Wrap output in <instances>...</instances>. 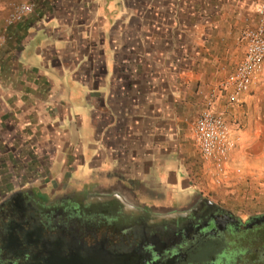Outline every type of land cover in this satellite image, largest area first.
<instances>
[{
    "label": "crops",
    "instance_id": "0c3cea01",
    "mask_svg": "<svg viewBox=\"0 0 264 264\" xmlns=\"http://www.w3.org/2000/svg\"><path fill=\"white\" fill-rule=\"evenodd\" d=\"M122 1V18L106 24L97 0H0V157L37 145L52 165L63 161L55 192L87 166L104 178L96 195L137 205L165 177L189 191L184 170L173 168L183 165V128L191 132L211 90L243 58L241 32L264 0ZM23 2L34 14L5 28ZM236 106L222 93L213 104Z\"/></svg>",
    "mask_w": 264,
    "mask_h": 264
},
{
    "label": "flooded vegetation",
    "instance_id": "af4514ba",
    "mask_svg": "<svg viewBox=\"0 0 264 264\" xmlns=\"http://www.w3.org/2000/svg\"><path fill=\"white\" fill-rule=\"evenodd\" d=\"M29 192L0 200V264H264V215L243 219L194 191L180 205L57 192L45 206Z\"/></svg>",
    "mask_w": 264,
    "mask_h": 264
},
{
    "label": "rangeland",
    "instance_id": "374dc122",
    "mask_svg": "<svg viewBox=\"0 0 264 264\" xmlns=\"http://www.w3.org/2000/svg\"><path fill=\"white\" fill-rule=\"evenodd\" d=\"M97 1L106 16V24L122 18L119 17L124 6L122 0ZM258 84L259 88L250 92L245 102L238 104L233 112L221 111L233 124L234 129L240 132L238 147L227 165V176L225 178L216 176L212 166L200 159L196 143L190 137L192 133L185 126L183 165L176 163L173 168L184 170L185 183L191 186L189 191L182 192L181 187L168 183L165 177L161 181L155 180L153 185L146 189L144 199H151L157 192V194L161 193L163 198L172 196L180 205L185 203L190 192L194 191L243 219L264 215V74ZM75 111L79 116L84 114L81 110ZM187 115L196 116L195 112L186 113ZM23 146L24 154L13 153L8 159L0 157V200L17 191L29 190L32 200L40 206H45L49 200L58 195V191H54L56 190L54 183L61 171L63 161H54L52 165L49 156L36 151L37 145ZM5 147L11 153L13 146ZM87 148L88 144L84 143V152L88 157L92 152ZM181 175L179 171V180L182 179ZM101 178L97 171L82 166L73 173L70 183L63 180V183L67 182L69 186L66 185L60 195L71 192L62 199L69 202H83L101 186L100 183L104 181V178Z\"/></svg>",
    "mask_w": 264,
    "mask_h": 264
},
{
    "label": "built area",
    "instance_id": "2783aa9c",
    "mask_svg": "<svg viewBox=\"0 0 264 264\" xmlns=\"http://www.w3.org/2000/svg\"><path fill=\"white\" fill-rule=\"evenodd\" d=\"M34 12L35 7L32 3L15 4L3 20L5 28ZM256 13L255 23L251 25L249 19H246L248 24L241 32V40L246 47L243 58L232 72L211 90L206 106L191 125V133L200 159L210 164L214 174L222 178L227 176V165L238 147L240 137L226 115L216 111L213 104L217 95L222 93L229 104L238 105L258 84L264 71V4L260 5ZM6 40L5 32L0 29V49Z\"/></svg>",
    "mask_w": 264,
    "mask_h": 264
}]
</instances>
